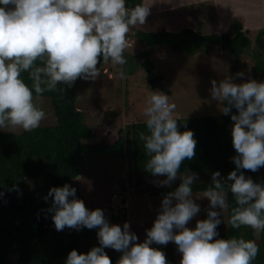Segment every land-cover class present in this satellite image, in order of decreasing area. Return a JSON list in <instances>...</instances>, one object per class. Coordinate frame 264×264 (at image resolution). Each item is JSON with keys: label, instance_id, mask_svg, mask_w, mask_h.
<instances>
[{"label": "clouds", "instance_id": "clouds-1", "mask_svg": "<svg viewBox=\"0 0 264 264\" xmlns=\"http://www.w3.org/2000/svg\"><path fill=\"white\" fill-rule=\"evenodd\" d=\"M150 5L128 7L127 0H0V130L37 129L46 112L34 94L63 92L57 86L70 87L77 78L95 80L101 59L111 61L124 79L128 34L145 24ZM25 72L31 86L22 78ZM236 76L240 82L232 76L210 81L211 100L233 121L230 132L236 155L231 159L236 168L226 177L213 171L211 183L195 195L209 202L206 218L197 220L194 228L186 226L200 212L193 198L197 174L178 170L185 159L195 156L194 134L178 130L175 103L164 92L152 90L142 113L146 131L138 133L147 157L143 167L154 177H164L154 181L160 186H171L178 178L180 182L163 196L160 211L139 243L128 222L122 227L108 222L103 212L108 205L89 210L70 184L50 187L44 199L51 198L47 211L57 231L97 228L98 246L86 253L70 250L64 264H111L105 252L109 247L122 253L118 264H168L164 252L150 245L170 241L181 254L180 264H252L259 252L256 240L239 235L218 238L217 232L225 222L222 210L230 207L229 193L234 204L227 225L249 227L256 236L264 231V182H254L240 171L264 167V81L243 79L242 72ZM9 190L18 189L13 185ZM127 191V186L120 189Z\"/></svg>", "mask_w": 264, "mask_h": 264}, {"label": "trees", "instance_id": "trees-1", "mask_svg": "<svg viewBox=\"0 0 264 264\" xmlns=\"http://www.w3.org/2000/svg\"><path fill=\"white\" fill-rule=\"evenodd\" d=\"M142 2L143 0H127V6L133 7ZM134 28L136 27L130 29L128 36H137L142 44L167 45L173 50L183 49L190 53L211 42L238 57L250 45L246 30L238 20H233L230 31L220 34H203L189 26L175 30L162 25L152 31L140 27L132 32ZM262 35L264 27L256 36L257 42H260ZM259 49L264 50L263 44H259ZM134 57L142 59L141 65L146 67L151 86L163 79L162 75L153 72L155 65L149 59L147 50L139 51ZM261 57L260 54V59ZM260 59L254 68L264 76V61ZM102 61L103 59L97 65L99 71L102 69ZM22 78L31 86L27 72L22 73ZM82 80L77 78L70 87L58 85L57 89L63 87V92L45 91L39 97L34 94L35 99H49L53 123L40 125L31 132L0 130V192L4 193L0 196V264H64L70 250L86 253L91 247L98 246L97 228L82 227L76 230L65 227L64 230L57 231L51 213L47 211L51 198L44 199L50 187L67 183L76 189V198L82 200L76 181L81 177L82 165L88 153L103 155L118 162L124 161L125 182L132 195H165L180 182L178 178L170 187L143 184L144 176L149 173L143 167L147 157L138 136L139 132L146 131L144 121L127 123L124 128L119 129V135L113 142H106L104 139L90 142L96 137V132L84 122V116L76 105V87ZM232 112L235 113L236 109L233 108ZM176 118L178 130H191L196 140L195 156L191 160L185 159L178 171L196 173L197 182L193 185V192L204 191L211 183L213 171L218 170L222 177H226L228 172L236 168L231 159L236 155L230 132L233 121L230 115L223 113ZM240 171L254 182H264V176L259 177L257 171ZM37 179L47 181L43 198H37L29 191L30 181ZM121 181L120 189L125 190V182L122 178ZM13 185L18 190L10 191ZM228 201L230 207L226 209V224L224 227L218 226V238L239 235L256 240L259 252L252 264H264V231L256 236L249 227L232 229L228 226V217L234 204L231 193L228 194ZM206 216L207 212H204L202 219ZM135 229L136 226H133L130 230L133 232ZM93 240L96 241L91 246ZM154 248L164 252L168 264H178L172 252L174 244ZM105 252L111 264H118L121 252L110 247L105 248Z\"/></svg>", "mask_w": 264, "mask_h": 264}, {"label": "rangeland", "instance_id": "rangeland-1", "mask_svg": "<svg viewBox=\"0 0 264 264\" xmlns=\"http://www.w3.org/2000/svg\"><path fill=\"white\" fill-rule=\"evenodd\" d=\"M178 1L143 0V5L151 4L149 15L145 24L135 26L132 32H136L140 27L152 31L165 25L175 30L189 26L203 34H220L230 31L233 20H238L250 39L249 47L236 57L207 42L200 49L190 53L183 49L173 50L167 45L142 44L137 36H128L129 48L124 53L127 57L124 79L117 76V68L112 63L104 61L99 77L95 80H82L76 87V105L84 116V122L96 132V137L90 142L100 139L113 142L119 135V129L124 128L127 123L143 122V108L152 90L164 92L170 101L175 103L174 117L205 116L221 113L216 102L210 98L211 80L219 82L225 76H232L236 82H240L241 78L236 74L242 72L243 79L250 77L264 81V76L258 74L254 68L260 54V60L264 61V50L261 52L259 49L260 43L264 46V35L261 36L260 42L256 41L259 30L264 27V0H186L181 6ZM143 50L149 52V59L154 62L153 72L163 77L155 86L149 83L146 67L141 65L142 59L134 57ZM36 102L46 112V118L40 125L53 123L49 99L40 98L36 99ZM20 130L14 128L6 131ZM123 134L122 132L121 135ZM86 157L81 177L76 181L85 207L89 210L103 209L107 205L126 202L132 227L136 226L133 231L138 237L136 242H142L146 237V230L152 226L160 211L164 195L139 197L128 191L120 192L121 178L124 182L126 178L125 162L95 153H88ZM257 175L264 176V167L257 170ZM143 179L145 186H160L154 181L164 177H154L148 173ZM176 182L173 181L171 185ZM124 185L127 186V183ZM46 186L47 181L44 179L31 180L29 191L35 197L43 198ZM202 192H193L195 202L200 205V212L188 222L186 226L189 228L195 227L196 221L203 218V213L207 212L210 206L207 198L195 197L200 196ZM222 216L225 222L222 220L220 225L224 227L226 209L222 210ZM129 224L131 225L130 222ZM95 241L93 240L91 246ZM173 244L172 252L180 264L181 254L175 243L170 241L166 245ZM150 246L163 245L153 243Z\"/></svg>", "mask_w": 264, "mask_h": 264}, {"label": "built area", "instance_id": "built-area-1", "mask_svg": "<svg viewBox=\"0 0 264 264\" xmlns=\"http://www.w3.org/2000/svg\"><path fill=\"white\" fill-rule=\"evenodd\" d=\"M104 212L105 218L108 220L110 224H118L120 226L123 225L124 222H130V211L127 208V204L125 203H118L112 206L107 207L106 211ZM115 217L117 219L115 220ZM131 223V222H130ZM131 228V225H130Z\"/></svg>", "mask_w": 264, "mask_h": 264}, {"label": "crops", "instance_id": "crops-1", "mask_svg": "<svg viewBox=\"0 0 264 264\" xmlns=\"http://www.w3.org/2000/svg\"><path fill=\"white\" fill-rule=\"evenodd\" d=\"M178 2H179L178 5L181 6V5H184L186 3V0H179Z\"/></svg>", "mask_w": 264, "mask_h": 264}, {"label": "water", "instance_id": "water-1", "mask_svg": "<svg viewBox=\"0 0 264 264\" xmlns=\"http://www.w3.org/2000/svg\"><path fill=\"white\" fill-rule=\"evenodd\" d=\"M102 63H104V61H102Z\"/></svg>", "mask_w": 264, "mask_h": 264}]
</instances>
